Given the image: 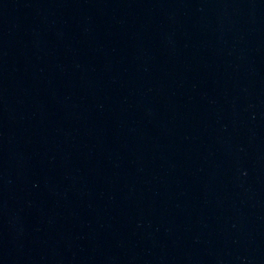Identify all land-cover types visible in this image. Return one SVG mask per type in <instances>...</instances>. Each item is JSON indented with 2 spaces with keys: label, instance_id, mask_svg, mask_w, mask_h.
Returning a JSON list of instances; mask_svg holds the SVG:
<instances>
[{
  "label": "water",
  "instance_id": "water-1",
  "mask_svg": "<svg viewBox=\"0 0 264 264\" xmlns=\"http://www.w3.org/2000/svg\"><path fill=\"white\" fill-rule=\"evenodd\" d=\"M0 264H264V0H0Z\"/></svg>",
  "mask_w": 264,
  "mask_h": 264
}]
</instances>
